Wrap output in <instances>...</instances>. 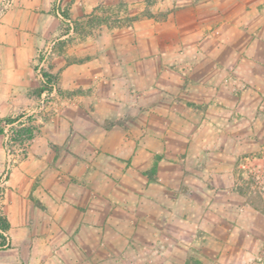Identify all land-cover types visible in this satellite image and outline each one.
<instances>
[{
	"label": "crops",
	"instance_id": "1",
	"mask_svg": "<svg viewBox=\"0 0 264 264\" xmlns=\"http://www.w3.org/2000/svg\"><path fill=\"white\" fill-rule=\"evenodd\" d=\"M55 1L14 0L0 15V101L16 102L4 108L9 114L41 86L34 54L62 21L41 11ZM67 1L78 20L103 4L122 3L130 15L144 8V0ZM177 15L139 19L122 31L107 25L109 47H91L97 56L62 65L61 86L83 89L73 94L76 108L62 118L60 140L33 144L18 168L24 194L39 181L35 194L46 208L43 221L16 224L21 234L37 230V264L129 262L135 250L126 248L133 244L144 260L182 264L211 257L205 245H239L254 240V232L264 238L238 168L242 158L264 150V35L257 24L237 31L194 23L184 31ZM125 39L130 43L117 50L114 42ZM76 48L68 52L86 51ZM155 163L151 180L146 171ZM138 208L141 236L132 224ZM199 245L200 252H189Z\"/></svg>",
	"mask_w": 264,
	"mask_h": 264
},
{
	"label": "rangeland",
	"instance_id": "2",
	"mask_svg": "<svg viewBox=\"0 0 264 264\" xmlns=\"http://www.w3.org/2000/svg\"><path fill=\"white\" fill-rule=\"evenodd\" d=\"M160 1L162 0H144V8L132 15L130 13L127 14V8L122 3H118L115 7L103 4L90 15H86L85 18L80 20L71 17L70 3L67 0L65 3H63V0H56L47 12L41 11V13L61 17L62 20L56 29L55 25L52 27V29L54 28L52 34L37 47L34 54V71L38 72L37 75L42 80L41 86L48 82V78H44L43 74L45 73L53 76L51 78L52 83H47L49 89L41 94H37L35 91L41 86L32 89L30 95H32L33 100L30 103L22 102L21 107L13 110L10 114L9 110L13 108L12 104L15 105L16 102L0 101V210L9 217L11 225L13 223L14 226V228L11 226L6 245H2L0 238V264L36 263V255H34L33 251L37 246L35 244V241H37L35 236L39 237L37 230L26 229L23 231L27 232V234H21V230L16 228V224L22 220L28 223L43 221L45 219L43 212L46 211V208L35 194L39 181L34 182V187L30 193L25 192L24 194L23 190L28 185L25 184L26 181L19 178L22 173L18 171V168L21 163L27 162L33 151V144L46 140L48 142L60 140V134L64 125H66L62 122V118H66L67 113L73 107L76 108L75 104L77 101H73V94L81 92L83 89L71 91L61 86V76L64 71L62 69L63 64L84 62L91 59L92 56H97L96 53H92L91 47L95 46V50L103 46L109 47L107 44L110 41V36L103 32L108 26L110 29L120 28V31H122L127 26L133 25V21L147 19L151 16H157L160 21H163L170 14H178L176 18L181 21L184 31H188L194 23L197 27L199 25L200 27L209 26L207 30H214L223 24L227 26L226 29L237 28V31H246L250 29L251 25L257 24L258 30L262 31L261 34L264 35V0H167L165 5H160L155 14L152 12V6ZM162 2L164 3V0ZM13 4L14 0H4L3 4L0 5V15L10 9ZM163 6L167 7L163 8ZM124 10L125 12H122ZM219 33L221 34V32ZM239 37L238 43L244 39L242 35ZM262 38L264 36L260 40ZM129 43L130 39H125L119 41L118 44L114 42V45H120L116 49L121 50L122 47ZM78 46L86 49L80 57L74 51L68 52V49H77L76 47ZM46 47L50 48V53H48ZM102 52L104 59L109 57L108 54L104 53V50ZM84 91L87 92L90 89H84ZM87 103L91 108L90 102ZM7 106L10 109L4 110ZM11 121L14 122L11 123ZM41 153L44 154V152ZM104 155L107 156L106 154ZM154 166L149 171H146L151 180L155 179L156 170H154ZM27 174H30L29 171ZM71 181L81 183L79 180ZM61 185H64V182H60L58 185L57 191L60 194ZM15 187L16 190L14 191ZM246 196L247 200H251L258 206L256 209L260 219L257 222L260 223L259 227L264 233V199L249 192H246ZM33 206L39 208H32ZM135 211L138 213L127 215H134L132 218L133 229L138 233V236H141L142 233L144 235L146 232L141 228L142 217L140 208ZM118 212L123 213L122 211ZM149 217L151 218L150 223L151 220L152 222L156 221L155 212H150ZM126 231L128 232V229ZM148 235L152 236L153 231H150ZM253 236L255 239H251L252 242H248L246 239L242 244L222 246L220 250L216 246L209 245H199V248H190L189 252H200L201 249L205 248L211 254V257L210 255H205L207 257L206 260L199 258L188 259L183 261L182 264H264V238L256 232L253 233ZM135 238L140 239L141 237L132 238L134 242ZM138 244L140 243L138 242ZM201 246L204 247L201 248ZM170 247L178 255L185 254L174 246ZM128 248L126 249L130 252L133 249L135 250L134 255L129 257V262L118 259L115 264H170L169 261L144 260L141 249L134 244L132 249ZM188 257L191 258V254H188Z\"/></svg>",
	"mask_w": 264,
	"mask_h": 264
},
{
	"label": "built area",
	"instance_id": "3",
	"mask_svg": "<svg viewBox=\"0 0 264 264\" xmlns=\"http://www.w3.org/2000/svg\"><path fill=\"white\" fill-rule=\"evenodd\" d=\"M238 168L244 176L243 181L249 193L264 199V150L261 155L254 154L242 158Z\"/></svg>",
	"mask_w": 264,
	"mask_h": 264
},
{
	"label": "trees",
	"instance_id": "4",
	"mask_svg": "<svg viewBox=\"0 0 264 264\" xmlns=\"http://www.w3.org/2000/svg\"><path fill=\"white\" fill-rule=\"evenodd\" d=\"M44 78H48V82L47 83H52V77L53 76H49V74L45 73L43 74ZM45 83L44 85H42L41 87H39L36 91L37 94H41L42 92L48 90V84ZM14 121H11V123ZM1 130V129H0ZM157 168V163L154 166V170H156ZM11 221L9 219V217L2 211L0 210V238L2 241V245H6L7 240L9 239V231L11 230Z\"/></svg>",
	"mask_w": 264,
	"mask_h": 264
}]
</instances>
